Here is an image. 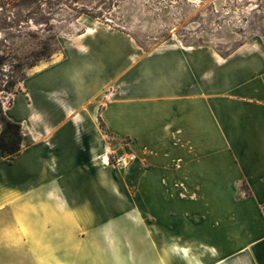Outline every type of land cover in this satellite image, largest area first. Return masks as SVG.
Returning a JSON list of instances; mask_svg holds the SVG:
<instances>
[{"label": "crops", "instance_id": "0c3cea01", "mask_svg": "<svg viewBox=\"0 0 264 264\" xmlns=\"http://www.w3.org/2000/svg\"><path fill=\"white\" fill-rule=\"evenodd\" d=\"M83 19L61 58L2 105L27 140L11 161L0 154V264H71L34 240L100 229L94 205L117 186L106 177L109 137L147 166L133 182L147 203L160 183L162 232H183L172 251L184 264H264V40L222 53L171 37L145 50L131 33ZM24 238L53 257L27 262ZM73 248L85 246L59 252Z\"/></svg>", "mask_w": 264, "mask_h": 264}, {"label": "rangeland", "instance_id": "374dc122", "mask_svg": "<svg viewBox=\"0 0 264 264\" xmlns=\"http://www.w3.org/2000/svg\"><path fill=\"white\" fill-rule=\"evenodd\" d=\"M79 18L127 31L145 50L171 37L187 45L214 46L222 53L252 37L264 40V0H0L2 105L11 104L26 77L61 58L62 42L82 29ZM107 143L111 150L106 177L117 186L114 189L108 183L104 195L100 192V204L97 199L94 205L99 209L100 229L68 232L66 241L57 233L49 243L39 239L34 243L51 255H66L71 264H162L163 256L169 264H184L172 251L184 245L183 232H162L160 183H155L151 204L147 203L145 190L133 183L144 180L136 168L147 166L138 164L127 140L109 137ZM130 156L135 159L130 160ZM24 239L27 262L35 256L45 261L53 257L48 252L34 253L32 244ZM65 243L85 248L64 254L59 248ZM190 251L193 257H200L195 247Z\"/></svg>", "mask_w": 264, "mask_h": 264}, {"label": "trees", "instance_id": "16d2710c", "mask_svg": "<svg viewBox=\"0 0 264 264\" xmlns=\"http://www.w3.org/2000/svg\"><path fill=\"white\" fill-rule=\"evenodd\" d=\"M45 58H47V56H45ZM10 85L12 88L16 86V84ZM6 91H8V89H6ZM0 124L2 125V131L0 133V154L3 160L11 161L20 154L27 138L23 135L22 126L6 117L1 102ZM101 126L104 127L102 122Z\"/></svg>", "mask_w": 264, "mask_h": 264}, {"label": "built area", "instance_id": "2783aa9c", "mask_svg": "<svg viewBox=\"0 0 264 264\" xmlns=\"http://www.w3.org/2000/svg\"><path fill=\"white\" fill-rule=\"evenodd\" d=\"M129 159H130V160H134L135 157H134V156H130ZM126 160H127V159H126Z\"/></svg>", "mask_w": 264, "mask_h": 264}]
</instances>
